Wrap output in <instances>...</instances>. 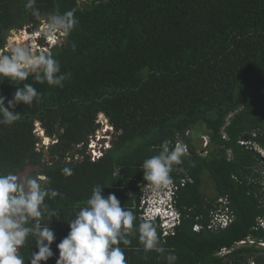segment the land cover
<instances>
[{"label":"trees","instance_id":"1","mask_svg":"<svg viewBox=\"0 0 264 264\" xmlns=\"http://www.w3.org/2000/svg\"><path fill=\"white\" fill-rule=\"evenodd\" d=\"M25 3L0 0V51L10 31L41 26ZM34 7L43 21L73 9L78 21L52 50L61 73L71 74L63 88L31 76L20 84L0 82L6 106L24 83L40 93L39 102L16 107L19 121L0 125V172L41 167L31 174L61 193L46 198L59 219H43L56 236L55 255L47 264H56V245L70 230L67 222L86 205L96 184L105 186L104 196L115 193L138 224L146 185L141 166L159 154L165 140L183 143L187 153L171 173L175 184L184 185L177 195L182 224L166 238L158 227L167 247L162 254L177 261L160 264H182L178 257L185 255L187 264H264L259 245L264 244L259 224L264 218V0H35ZM100 114L120 132L113 148L97 162L66 161L97 128ZM37 123L58 140L49 149L48 164L44 151L37 150ZM201 126L210 142L198 152L191 134ZM64 167L73 175H63ZM208 180L214 196L204 193ZM223 209L233 222L211 230V215ZM128 238L129 246L120 245L126 258L145 253L138 232ZM32 251L35 240L29 238L20 252L25 264Z\"/></svg>","mask_w":264,"mask_h":264},{"label":"clouds","instance_id":"2","mask_svg":"<svg viewBox=\"0 0 264 264\" xmlns=\"http://www.w3.org/2000/svg\"><path fill=\"white\" fill-rule=\"evenodd\" d=\"M34 5L35 0H26L25 9L31 10L37 20H42L41 31L36 33L38 36L35 40L26 38L6 43L4 51L0 52V82L7 80L12 85L20 84L31 76L38 83L46 82L50 86L63 88V82L71 74L61 73L60 62L54 58L52 50L59 44L56 41L57 34L61 38L59 41L64 43L66 36L74 30L78 23L75 10L66 11L62 15L48 14L46 22H43L40 11ZM40 41L45 45H40ZM6 99L0 94V125L11 126L21 119L20 112L15 111L16 107L21 103L30 106L34 101L39 102L40 93L31 83H24L22 87H16L13 98L7 100V106ZM37 126L44 129L41 123H37L35 129ZM99 126L97 123V128L91 133ZM115 130L116 140L120 132ZM37 137L39 147H45L43 141L52 139L46 132L41 136L45 137L43 141ZM49 145L51 147L54 144ZM160 148L159 154L145 159L141 166L146 185L142 189L139 206L141 218L138 224H134L138 220L137 215L122 207L115 193L104 196L105 186L96 184L92 187L86 205L80 208L74 219L67 222L70 230L56 245L59 251L56 264H127L125 252L120 245L129 246L131 240L128 237L134 231L138 232V240L145 253L164 252L155 222H159L164 238L173 236L182 224L183 214L177 204V195L184 185L181 183L179 187L175 184L171 173L174 166L183 163L187 149L181 142L173 145L171 140H165ZM61 172L66 177L73 175L71 167H64ZM42 180V176L31 173L0 172V264H25L20 252L29 238L35 240L36 249L31 253L29 264H47L54 257L52 244L56 240L55 232L50 226L43 225V219L45 215L52 220L57 217L58 214L49 209L46 198L54 199L61 193L43 187ZM151 208H160L162 212L158 213L155 209L152 211ZM220 213L231 217L226 209L220 210ZM263 223L264 218L259 220V224ZM176 259L175 255L167 256L169 262Z\"/></svg>","mask_w":264,"mask_h":264},{"label":"built area","instance_id":"3","mask_svg":"<svg viewBox=\"0 0 264 264\" xmlns=\"http://www.w3.org/2000/svg\"><path fill=\"white\" fill-rule=\"evenodd\" d=\"M97 123L100 125L99 128L95 132L90 133L84 141L76 144L74 150L69 153L66 161L84 162L89 159L92 162H97L104 158L106 153L113 147L116 135L114 126L104 114L99 116ZM35 133L39 137L45 135V131L41 126H37ZM57 142V140L46 139L43 144L47 146L49 144H56ZM219 201L226 203L225 199H220ZM231 222V217L223 216L220 213V210H217L212 214L209 228L217 231L221 228L227 227ZM196 229L199 230L200 228L196 227ZM245 243L246 242H242V244ZM249 243L254 244V241L249 240ZM260 245L264 246L262 243Z\"/></svg>","mask_w":264,"mask_h":264},{"label":"rangeland","instance_id":"4","mask_svg":"<svg viewBox=\"0 0 264 264\" xmlns=\"http://www.w3.org/2000/svg\"><path fill=\"white\" fill-rule=\"evenodd\" d=\"M43 22H46V21H43ZM33 25H30V24H26L24 27L22 28H17V29H14L12 31H10L7 35V38H6V42H5V45L6 43H8L9 41H17V40H26L27 39H33L35 40L36 36H38L36 33L40 32L41 31V28H42V24H41V27L36 31V29H32ZM59 34H57V38H56V41L59 43L57 46H60L63 44V42L59 41L61 40V38L59 39ZM38 42V41H37ZM44 42H43V46H44ZM5 49V47H4ZM3 49V51H4ZM3 51H0V52H3ZM49 53H51V50H48ZM205 127L201 126L199 128L196 129L195 132H193L191 134V136L194 138V142L196 145H199L198 148V152H201L203 150V147H206L204 149H207L208 148V145H209V138L208 137H205ZM41 146V145H40ZM42 148L37 146V150H41ZM258 150H260L258 147H257ZM263 154V157H264V151L260 150ZM204 155L206 154V152L203 153ZM204 193L206 194H209V195H212L214 196L215 192H214V188H213V185L211 183L210 180H208L206 182V185H205V188H204ZM152 204V202H151ZM148 209H149V206H147ZM152 210L155 209V208H151Z\"/></svg>","mask_w":264,"mask_h":264},{"label":"crops","instance_id":"5","mask_svg":"<svg viewBox=\"0 0 264 264\" xmlns=\"http://www.w3.org/2000/svg\"><path fill=\"white\" fill-rule=\"evenodd\" d=\"M139 218H141V217H140V213H139ZM157 226H158V224H157ZM158 227H159V226H158ZM160 246L163 247L164 250L167 248V247L165 246L163 240H161V242H160ZM153 252H154V251H151V253H149V252H148V253H142L140 257L135 258V259H134V256H133V254H132L131 256H129V257L126 258V260H127V264H129V263H133V262H136V261H137V262H140L139 264H143L144 262H148V263H149V262H150V263L153 262L154 264H156V263L160 264V261H164V262L167 261V255H163L162 253H159V254L155 255ZM176 261H177V259H176ZM180 261H181V262H180ZM178 262H180V263H182V264H187V256L185 255L183 259H180V258L178 257ZM251 264H252V263H251Z\"/></svg>","mask_w":264,"mask_h":264},{"label":"water","instance_id":"6","mask_svg":"<svg viewBox=\"0 0 264 264\" xmlns=\"http://www.w3.org/2000/svg\"><path fill=\"white\" fill-rule=\"evenodd\" d=\"M23 29V28H22ZM40 45H43V42H39ZM45 139V137H41L40 140L43 141ZM42 150L44 151V153L46 154V163H49V149H50V145H47L45 147L41 146ZM41 167H28L24 172H22L24 175H28L29 173H32L33 171L40 169Z\"/></svg>","mask_w":264,"mask_h":264},{"label":"bare ground","instance_id":"7","mask_svg":"<svg viewBox=\"0 0 264 264\" xmlns=\"http://www.w3.org/2000/svg\"><path fill=\"white\" fill-rule=\"evenodd\" d=\"M41 42V41H40ZM158 213H161L162 212V210L159 208V209H155ZM152 211H154V210H152Z\"/></svg>","mask_w":264,"mask_h":264}]
</instances>
